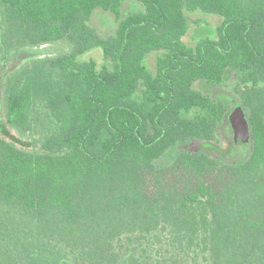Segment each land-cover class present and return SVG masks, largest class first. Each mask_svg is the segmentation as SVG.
Listing matches in <instances>:
<instances>
[{"label": "trees", "instance_id": "obj_1", "mask_svg": "<svg viewBox=\"0 0 264 264\" xmlns=\"http://www.w3.org/2000/svg\"><path fill=\"white\" fill-rule=\"evenodd\" d=\"M124 1L0 0V62L71 49L5 74L7 122L41 148L0 137V264H264V0H137L145 11L122 19ZM96 9L116 17L113 36L88 25ZM198 11L223 20L189 47ZM95 48L109 67L79 62ZM232 77L248 156L182 148L231 130L238 102L195 85Z\"/></svg>", "mask_w": 264, "mask_h": 264}, {"label": "rangeland", "instance_id": "obj_2", "mask_svg": "<svg viewBox=\"0 0 264 264\" xmlns=\"http://www.w3.org/2000/svg\"><path fill=\"white\" fill-rule=\"evenodd\" d=\"M145 8L137 0H125L121 9V18L124 19L132 14L142 13ZM189 30L187 35L182 39L184 44L189 47H194L200 40L210 38L214 39L217 34V28L222 23V18L217 15H210L201 11L188 15ZM93 28L97 34L103 38L113 36L118 27V21L116 17L103 9H96L92 18L88 24ZM70 48L63 42L55 45H46L39 48H28L17 54L7 63L0 62V137L5 138L8 141L14 142L18 147L26 150H39L41 148L40 143H37L39 138H33V134H27L26 136L20 134L14 128H12L6 119L4 88L2 87L5 82V74L20 68L21 66L30 63L33 60L56 57L70 52ZM163 52H152L147 55L144 61V65L152 73L156 74V59L162 56ZM79 62H87L90 60L95 61L99 68L104 66H110L104 60L103 51L101 48L92 49L78 58ZM6 65V66H5ZM6 69H3L5 68ZM6 70V71H5ZM195 88L212 98L221 99L225 96L231 98L233 101L241 102L242 87L239 86V81L232 77L227 79L220 85H209L203 82H199L195 85ZM226 107L232 111L234 102H229ZM35 135V134H34ZM36 137V135H35ZM214 148L204 147V144L199 141L191 142L185 147L192 152H204L213 158L225 157L227 160H239L241 157H247L250 149L242 144H234L232 130L226 128L225 124L219 126L217 135L212 142ZM217 148L219 151H216Z\"/></svg>", "mask_w": 264, "mask_h": 264}, {"label": "water", "instance_id": "obj_3", "mask_svg": "<svg viewBox=\"0 0 264 264\" xmlns=\"http://www.w3.org/2000/svg\"><path fill=\"white\" fill-rule=\"evenodd\" d=\"M228 123L232 130L234 144L250 145L252 130L248 114L241 103H234V107L228 115Z\"/></svg>", "mask_w": 264, "mask_h": 264}]
</instances>
